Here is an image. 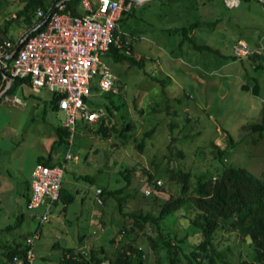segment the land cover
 <instances>
[{
	"label": "rangeland",
	"instance_id": "1",
	"mask_svg": "<svg viewBox=\"0 0 264 264\" xmlns=\"http://www.w3.org/2000/svg\"><path fill=\"white\" fill-rule=\"evenodd\" d=\"M91 1L97 5V0ZM23 4L22 0H0V23L15 16ZM75 7L83 12L80 0ZM195 19L199 23L189 34L195 43L210 48H195L189 40H182V33L173 31ZM26 28L14 20L8 37L16 38ZM118 29L130 54L142 57L144 65L105 54L103 60L114 75L113 89L101 90L100 73L94 74L88 105L103 113L111 100L121 103L114 109L118 128L129 120V131L137 139L145 130L152 129L151 135L141 150L131 137H122L117 131L104 137L94 131L96 121L88 122L77 114L70 145L74 156L66 159L63 176V185L74 198L68 203L56 199L49 206V219L39 223L35 214L47 206H27L31 172L50 151L53 161L64 159L69 135L53 149L51 145L58 137L56 128L67 127L66 114L52 106V93L45 87L24 82L5 93L0 98V249L13 241L24 244L26 236L40 226L33 245L35 264H65L62 256L67 247H93L108 262L117 247L134 235L120 230L124 223L129 228L132 220L119 211L114 197L104 200L98 194L99 202L96 189L124 186L125 179L117 173L124 167L133 166L138 181L135 187L125 189L131 193L125 200L126 211L155 209L159 198L179 193L180 184L169 179L173 168L189 170L193 183L194 175L213 162L212 142L225 147L226 164L242 166L257 176L264 172V129L260 133L243 127L264 119L262 0H239L235 5L226 0H133L119 19ZM239 38L251 48L243 58L232 55ZM244 83L248 86L242 87ZM256 83L258 90L253 91ZM14 94L20 96L21 103L11 100ZM229 137L233 144H228ZM147 173L163 181L150 195L144 192L151 184ZM185 207L190 210V203ZM173 216L163 222L166 229L178 236L191 231L182 218ZM224 234L225 238L231 236ZM223 240L230 242L228 254L233 263L248 256V245L238 237ZM135 245L142 247L148 264L166 263L157 262L163 256L151 249L144 234Z\"/></svg>",
	"mask_w": 264,
	"mask_h": 264
},
{
	"label": "trees",
	"instance_id": "2",
	"mask_svg": "<svg viewBox=\"0 0 264 264\" xmlns=\"http://www.w3.org/2000/svg\"><path fill=\"white\" fill-rule=\"evenodd\" d=\"M22 1L24 4L17 9L16 15L0 23L1 36L8 37L9 27L14 20H17L19 24H24L27 28H31L29 30H33V16H35L36 7L47 8L49 5H54L58 0ZM64 1L75 12L76 0ZM127 10H123L122 14ZM198 23L197 21L183 24L174 28L173 31L182 33V40H189L195 48H210L209 45L195 43L189 34L190 29ZM106 54L115 59H126L140 67L144 65L143 58L131 55L130 48L127 52L125 46L116 47L112 45ZM259 65L260 63L257 64V66ZM21 81V78L15 77L1 97L13 90ZM247 86V83L242 85V87ZM252 89L257 91L258 83L254 84ZM58 97V95L52 94L50 100L53 107H57ZM119 105L121 103H116L113 100H111V106L106 104L107 111L100 114L94 131L104 137L108 136L111 131H117L122 137H131L136 146L142 150L145 138L150 136L153 130H145L137 139L136 135L129 131L132 129L131 121H124L123 125L118 128L114 109H117ZM243 127L246 131H259L261 133L264 129V119ZM56 129L58 137L52 143V149L57 143L66 141L65 136L70 134L66 126H58ZM233 143V138L229 137L228 144ZM212 144L215 149L212 150L213 162L211 166L196 173L193 183L189 170H184L181 167L173 168L169 174V179L180 184V191L176 195L170 194L167 197L159 198L155 209L145 211L141 208L131 211L124 209L126 197L131 195L125 189L129 185L135 187L138 183L134 179L135 170L133 166L124 167L117 172L125 179L126 184L124 186L117 188L100 187L101 192L99 194L103 196V199L105 200L109 196L114 197L119 211L132 220L129 228L124 223L120 230L129 236L131 233L134 234L129 238L128 243H121L117 247L107 264H148L142 247L135 245L140 234L145 235L154 252H160L163 256V259L157 260L158 263L165 260V264H235L228 254L230 242L226 243L223 239L231 240L238 237L242 243L248 245L249 253L248 256H240L237 264H264V172L257 176L242 166L226 164L224 161L225 147L214 142ZM51 152L47 157H41L39 161L53 163ZM143 172L146 173L147 170L144 169ZM80 176L92 180L88 174H81ZM153 178L155 177L152 173H147V183L151 182ZM59 198L68 203L74 198V194L67 191L62 184ZM187 202L190 203V210L185 207ZM172 214L174 215L173 219L182 218L184 223L191 227V231L186 230L184 234L178 236L175 231L166 229L163 222ZM224 233L228 236L230 234L233 238L230 239L231 236L225 238ZM114 239V237L111 238L112 241ZM73 249L74 247L64 249L62 261L65 264H89L90 261L98 263L101 259H105V256H99L93 247L89 249V258L84 256L79 259L65 257V254ZM23 250L24 244L17 241H13L7 246H1L0 263L9 260L14 254L22 253ZM100 250L102 251L103 248L100 247Z\"/></svg>",
	"mask_w": 264,
	"mask_h": 264
},
{
	"label": "built area",
	"instance_id": "3",
	"mask_svg": "<svg viewBox=\"0 0 264 264\" xmlns=\"http://www.w3.org/2000/svg\"><path fill=\"white\" fill-rule=\"evenodd\" d=\"M239 0H226L228 5H235ZM83 12H73L64 0H58L47 8L37 6L33 30L26 28L16 38L0 35V92L10 85L15 77L36 87H45L53 95H58L57 107L65 111V120L70 132L69 148L63 160L53 163L38 161L31 172V193L27 201L28 208L36 209L47 206L35 216L39 223L49 219V206L60 197L66 159L74 155L70 151L76 126V115L80 114L88 122H95L100 112L88 104L91 80L100 73L98 86L101 90H112L114 75L109 65L103 60L106 52L113 45L127 47L118 21L123 10L130 9L133 0H97L94 6L91 0H80ZM29 30V31H28ZM26 31L28 33L24 34ZM24 38L19 45L20 40ZM251 53L246 40L239 38L232 46V54L243 58ZM14 103H21L17 94L11 98ZM101 110V108H100ZM150 183V182H149ZM163 181L153 178L144 189L150 195L153 188H159ZM101 188L96 189L97 195ZM99 202L102 198L98 195ZM41 228L37 226L25 238L24 250L14 254L9 260L0 264H35L34 242L40 236ZM89 258V249L74 248L65 257L79 259ZM107 264L105 259L98 263Z\"/></svg>",
	"mask_w": 264,
	"mask_h": 264
},
{
	"label": "water",
	"instance_id": "4",
	"mask_svg": "<svg viewBox=\"0 0 264 264\" xmlns=\"http://www.w3.org/2000/svg\"><path fill=\"white\" fill-rule=\"evenodd\" d=\"M136 1H142V0H136ZM262 1L264 2V0H262ZM23 40H24V38H22V39L20 40L19 45L23 42ZM10 82H12V80H11ZM5 89H6V88H5ZM5 89H4V91H5ZM4 91L0 92V97H1V95H2V93H3Z\"/></svg>",
	"mask_w": 264,
	"mask_h": 264
},
{
	"label": "crops",
	"instance_id": "5",
	"mask_svg": "<svg viewBox=\"0 0 264 264\" xmlns=\"http://www.w3.org/2000/svg\"><path fill=\"white\" fill-rule=\"evenodd\" d=\"M74 9H75V11L80 12V11L75 7V5H74ZM121 16H122V15H121ZM193 22H197L196 19H195ZM190 23H191V22H190Z\"/></svg>",
	"mask_w": 264,
	"mask_h": 264
}]
</instances>
